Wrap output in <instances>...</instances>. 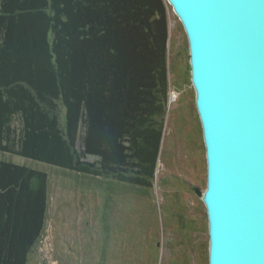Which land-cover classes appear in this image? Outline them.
I'll return each mask as SVG.
<instances>
[{
  "label": "trees",
  "instance_id": "trees-1",
  "mask_svg": "<svg viewBox=\"0 0 264 264\" xmlns=\"http://www.w3.org/2000/svg\"><path fill=\"white\" fill-rule=\"evenodd\" d=\"M168 7L0 0V154L99 179L113 194L151 187L169 93ZM49 181L0 160V264L30 263Z\"/></svg>",
  "mask_w": 264,
  "mask_h": 264
},
{
  "label": "rangeland",
  "instance_id": "rangeland-1",
  "mask_svg": "<svg viewBox=\"0 0 264 264\" xmlns=\"http://www.w3.org/2000/svg\"><path fill=\"white\" fill-rule=\"evenodd\" d=\"M168 22L169 93L151 187L113 194L99 179L0 154L50 178L46 228L29 264H210L208 211L193 191L208 189L209 167L190 43L171 5Z\"/></svg>",
  "mask_w": 264,
  "mask_h": 264
},
{
  "label": "water",
  "instance_id": "water-1",
  "mask_svg": "<svg viewBox=\"0 0 264 264\" xmlns=\"http://www.w3.org/2000/svg\"><path fill=\"white\" fill-rule=\"evenodd\" d=\"M170 1L188 30L207 148L208 189L193 191L209 263L264 264V0Z\"/></svg>",
  "mask_w": 264,
  "mask_h": 264
},
{
  "label": "bare ground",
  "instance_id": "bare-ground-1",
  "mask_svg": "<svg viewBox=\"0 0 264 264\" xmlns=\"http://www.w3.org/2000/svg\"><path fill=\"white\" fill-rule=\"evenodd\" d=\"M167 1H168L169 5L172 6V8H173L174 12L176 13V15L179 17V19H180V21H181V23H182V25H183V27H184V29H185V31H186V34H187V36H188V30H186V25L184 24V21L181 19L180 15L178 14V11L176 10V8H175L174 5L172 4V2H171L170 0H167ZM191 48H192V47H191Z\"/></svg>",
  "mask_w": 264,
  "mask_h": 264
}]
</instances>
